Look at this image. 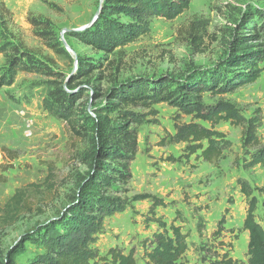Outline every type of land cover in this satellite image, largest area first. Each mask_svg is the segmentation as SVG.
Here are the masks:
<instances>
[{
    "label": "rangeland",
    "instance_id": "rangeland-1",
    "mask_svg": "<svg viewBox=\"0 0 264 264\" xmlns=\"http://www.w3.org/2000/svg\"><path fill=\"white\" fill-rule=\"evenodd\" d=\"M3 1L11 17L6 21L0 18V177L5 179L0 182V205L16 188L31 182L42 183L46 175H50L54 189L52 194L47 192V199L35 201L32 213L0 231V251L4 253L33 222L57 216L86 171L85 164L78 160L87 147L86 141L83 137L73 139L67 124L44 104L50 94L59 96L62 91H70L66 83L81 66L77 57L84 62L81 66L84 69L94 68L86 76L75 75L78 78L70 87L84 89L76 125L84 121V127L88 128L92 120L85 117L91 116L104 101V96H100L86 107V97L92 90L104 95L113 79L120 82L141 78L149 86L160 78L178 80L194 68H216L225 60L234 37L239 34L236 22L245 11L254 12L257 17L254 23L258 30L264 31V0H191L188 9L172 20L154 18L149 33L122 47L120 53H105L93 50L79 37L96 21V14L97 18L105 14L106 0ZM199 19L208 21L209 35L196 51L187 38L186 28L191 21ZM120 20L125 21L127 17L120 16ZM85 25L89 26L83 28ZM55 41L62 44L57 53L50 48ZM23 50L34 54L42 69L18 70L10 84H3ZM111 59L120 67L119 72L106 67ZM222 100L238 106L245 116H250L257 107L261 109L262 124L257 133L264 145V71L256 81L233 92L222 95L205 92L201 102L213 104ZM150 109L155 112L134 109L137 113H146L147 119L155 123L138 127V150L130 163L131 179L126 196L149 194L169 203L165 207L157 206L155 213L162 215L167 223L174 220L186 233L185 256L191 264H205L223 252L246 264L247 232L241 229L246 199L239 181H245L251 188L264 187V166H246L248 155L241 146L242 126L226 122L215 126L230 141L216 165L203 162L195 155L172 162L167 159L186 154L185 143H169V136L174 134L176 124L192 119L165 102ZM194 122L209 126L200 120ZM161 139L166 142L159 144ZM3 149L11 152L6 154ZM11 155L15 158L11 159ZM254 194L259 201L256 214L260 219L264 194L257 191ZM150 205L148 198L136 200L123 211L105 216L100 231L90 240V247L102 254L115 245L124 251L133 248L137 264H145L142 244L156 229V224L149 221ZM37 208L41 211L37 212ZM222 217L223 230L215 236L217 222ZM25 247L23 254L15 256V264H31L35 256L44 252L43 246L30 242Z\"/></svg>",
    "mask_w": 264,
    "mask_h": 264
},
{
    "label": "trees",
    "instance_id": "trees-1",
    "mask_svg": "<svg viewBox=\"0 0 264 264\" xmlns=\"http://www.w3.org/2000/svg\"><path fill=\"white\" fill-rule=\"evenodd\" d=\"M190 2L191 0H106L105 14L83 30L79 38L93 50L120 53L122 47L149 33L154 18L172 20L185 12ZM120 16H126L127 20H120ZM10 17L9 9L0 0V18L6 21ZM256 18L254 12H243V16L236 22L240 32L234 37L227 57L216 68L193 69L178 80L160 78L149 86L141 78L120 82L113 79V83L103 91L104 95L92 90L86 97V107L87 103L92 105L100 96H104V101L95 109V116L85 117L92 120L88 128L84 127V121L76 125L79 120L78 103L84 97V89L73 90L70 87L78 78L76 76H86L94 68L84 69L81 67L85 65L84 62L77 57L81 66L79 65L76 76L72 75L66 83L70 91H62L59 96L50 94L44 104L49 112L67 124L73 139L83 137L86 141L87 147L78 157L85 164L86 171L57 216L44 222H33L5 253L0 251V264H15V256L25 252L27 242L44 248V252L35 256L31 264H137L133 248L124 251L115 245L102 254L99 249L90 247L89 243L94 240V234L100 231L105 216L123 211L132 201L147 198L151 202L149 221L156 224V229L142 244L145 264H191L185 256L188 249L186 233L182 232L181 226L176 225L174 220L167 223L162 215L157 216L155 213L157 206L165 207L169 203L149 194H137L131 198L126 196V186L131 179L130 163L138 150V127L155 123L147 119L146 113H137L134 109L143 108L149 110L148 113L155 112L150 107L165 102L191 117L192 120L188 123L176 124L174 134L169 136V143H185L186 154L176 158L169 157L167 160L178 162L195 155V158L203 162L216 165L223 157V152L228 149L230 141L215 126L226 122L232 126H242L241 146L248 155L246 166H264V145H261L257 133L262 124L261 109L257 107L250 116H245L238 106L229 101L222 100L213 104L201 102L205 92L211 95L233 92L239 86L256 81L264 71V31L258 30L254 23ZM207 28L208 21L205 19L193 20L186 28L187 38L196 51L200 50L204 38L209 35ZM6 43L11 45L9 41ZM61 45L55 41L50 48L57 53ZM64 53L71 59L67 51ZM16 60V67L10 70L3 84H10L18 70L31 67L42 69L40 64L37 65L39 61L36 56L28 51H20ZM14 63L16 62H12ZM106 67L113 68L114 72L120 71L113 59L107 62ZM194 120L207 122L209 126ZM165 142V139H161L159 144ZM3 150L6 154L11 152ZM10 158H15V155ZM49 177L50 175H46L42 183L31 182L16 188L0 205V231L32 213L35 201L47 199V192H54L53 182ZM4 181V177H0V182ZM239 185L246 199L241 226L247 232L246 264H264V201L261 202V217L258 219L256 211L259 201L254 194L255 191L264 194V187L251 188L243 180L239 181ZM36 211L40 212L41 209L37 208ZM62 223L64 227L61 228ZM223 224L222 217L217 222L215 236L221 233ZM205 264L244 262L223 252L210 258Z\"/></svg>",
    "mask_w": 264,
    "mask_h": 264
},
{
    "label": "water",
    "instance_id": "water-1",
    "mask_svg": "<svg viewBox=\"0 0 264 264\" xmlns=\"http://www.w3.org/2000/svg\"><path fill=\"white\" fill-rule=\"evenodd\" d=\"M96 18H97V14H96L95 17H94V21L96 20ZM87 26H89V25H85V26H83V28H84V27H87ZM67 51L72 52L71 49H69V48H67ZM194 69H195V68H194ZM192 70H193V69H192ZM192 70H190V71H188V72H191Z\"/></svg>",
    "mask_w": 264,
    "mask_h": 264
},
{
    "label": "built area",
    "instance_id": "built-area-1",
    "mask_svg": "<svg viewBox=\"0 0 264 264\" xmlns=\"http://www.w3.org/2000/svg\"><path fill=\"white\" fill-rule=\"evenodd\" d=\"M91 116H95V114L94 113H91Z\"/></svg>",
    "mask_w": 264,
    "mask_h": 264
}]
</instances>
